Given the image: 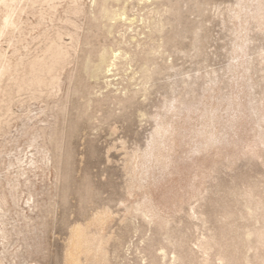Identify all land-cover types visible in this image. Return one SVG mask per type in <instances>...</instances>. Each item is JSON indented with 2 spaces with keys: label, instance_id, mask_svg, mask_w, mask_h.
Here are the masks:
<instances>
[{
  "label": "rangeland",
  "instance_id": "obj_1",
  "mask_svg": "<svg viewBox=\"0 0 264 264\" xmlns=\"http://www.w3.org/2000/svg\"><path fill=\"white\" fill-rule=\"evenodd\" d=\"M6 1L0 264H264V0Z\"/></svg>",
  "mask_w": 264,
  "mask_h": 264
},
{
  "label": "bare ground",
  "instance_id": "obj_2",
  "mask_svg": "<svg viewBox=\"0 0 264 264\" xmlns=\"http://www.w3.org/2000/svg\"><path fill=\"white\" fill-rule=\"evenodd\" d=\"M9 1H12V0H9ZM14 1V0H13ZM19 1H22V0H19ZM29 1H31V0H29ZM44 1V0H43ZM49 1V0H48ZM47 1V2H48ZM64 1V0H63ZM73 1V0H72ZM0 2L2 3L3 2V5H7V3H9V2H7L6 0H0ZM42 2V1H41ZM40 2V3H41ZM5 3V4H4ZM19 3H21V2H19ZM33 3H35V2H33ZM32 2L30 3V4H33ZM45 3V2H44ZM62 4V3H61ZM45 5V4H44ZM57 5V4H56ZM0 6H2V5H0ZM26 6H27V3H26ZM25 6V7H26ZM30 6V5H29ZM32 6V5H31ZM55 6V5H54ZM4 7H6V6H4ZM74 7H75V5H74ZM48 8H50V6L48 7ZM54 8V7H53ZM56 8V7H55ZM54 8V9H55ZM66 8V7H65ZM18 9V8H17ZM19 9H21V7L19 8ZM34 9V8H33ZM44 9V8H43ZM51 10H52V7L50 8ZM9 10V9H8ZM22 10V9H21ZM20 10V11H21ZM25 10V9H24ZM20 11H18V12H20ZM44 11V10H43ZM47 12V11H46ZM49 12V11H48ZM76 12V11H75ZM5 13H6V11H5ZM10 13H12V12H10ZM15 13H17V12H15ZM21 13H22V11H21ZM19 14V13H18ZM54 14V13H53ZM37 15H39V14H37ZM43 15V14H42ZM52 15V14H51ZM12 16V15H11ZM19 16H20V14H19ZM39 16H41V15H39ZM49 16V15H48ZM98 16L99 17H109V13H108V11L105 9V8H101L100 9V11H99V13H98ZM43 17V16H42ZM41 17V18H42ZM45 17V16H44ZM53 17V16H52ZM21 18V17H20ZM48 18V17H47ZM98 18V17H97ZM11 19H14L13 17L11 18ZM19 20H21V19H18V21ZM2 21V20H1ZM10 21H12V20H9V18H8V16H5L4 18H3V23H4V25L5 26H8V25H10L11 26V22ZM23 22V21H22ZM36 23H37V21H36ZM16 24V23H15ZM19 24V23H18ZM38 24V23H37ZM13 25V24H12ZM20 25H21V22H20ZM40 25V24H39ZM10 26H8V27H10ZM29 26V25H28ZM35 26V25H34ZM38 25H36V27H37ZM7 27V28H8ZM11 27H13V26H11ZM1 28V27H0ZM6 28V29H7ZM17 28H19L18 26H17ZM3 29V28H2ZM5 29V30H6ZM13 29V28H12ZM11 29V30H12ZM2 32V31H1ZM0 32V33H1ZM14 32H15V30H14ZM25 32V31H24ZM27 32H28V30H27ZM32 32V31H31ZM11 33V32H10ZM33 33V32H32ZM45 33V32H44ZM43 33V34H44ZM4 34V32L1 34V35H3ZM4 36H6V35H4ZM6 37H8V36H6ZM22 37H24V35L22 36ZM56 37V36H55ZM4 38V37H3ZM32 38V37H31ZM57 38V37H56ZM58 38H59V36H58ZM7 40H8V38H7ZM19 40V39H18ZM25 40V39H24ZM9 41V40H8ZM55 40H53L52 42H54ZM59 41V40H58ZM17 42V41H16ZM26 42V41H25ZM9 43H10V41H9ZM21 43V42H20ZM51 43V42H50ZM55 43V42H54ZM51 44V46L49 47V52H50V54L48 55V57H46V59L45 60H43L42 59V57L40 58V59H42V60H40L39 58H38V56H36V55H34V56H36V58H38V59H35V57L33 58V59H31L32 61H30V62H28L29 64H28V72H27V74L26 75H24V76H22V77H20L21 79V84L22 85H20V86H26V87H29L30 89H33V91H34V89L35 90H37V88H39V87H42V86H45V82H44V80L41 78V74H43L42 72H44V71H47L49 74H50V76H51V78H54V75H53V71H54V69L60 64V62H61V60H62V57H63V54H65V53H63V50L65 49H61L62 47H58V46H56L55 44ZM61 43V42H60ZM15 44V43H14ZM57 44V43H56ZM10 45V44H9ZM24 45V44H23ZM53 45V46H52ZM60 45V44H59ZM14 47V46H13ZM45 48V47H44ZM46 48H47V46H46ZM45 48V49H46ZM14 49V48H13ZM67 49V48H66ZM47 50V49H46ZM1 51V50H0ZM45 51V50H44ZM43 51V52H44ZM65 51V50H64ZM5 52V51H4ZM67 52V51H66ZM3 53V52H2ZM46 53V52H45ZM42 54V53H41ZM68 54V53H67ZM7 55V54H6ZM38 55H40V54H38ZM43 55H44V53H43ZM47 55V54H46ZM1 56V55H0ZM2 56H3V54H2ZM12 56H14V55H12ZM45 56V55H44ZM44 56H43V58H44ZM67 56V55H66ZM4 57V56H3ZM2 57V58H3ZM6 57V56H5ZM1 57H0V59H2ZM4 59V58H3ZM9 59H11V58H9ZM6 60H7V58H6ZM17 60V59H16ZM9 61V60H8ZM13 61V60H12ZM15 61V60H14ZM19 61H20V59H19ZM20 62H22V61H20ZM27 62V61H26ZM7 63V62H6ZM5 63V65L7 66V64L9 63H7L6 64ZM11 63V62H10ZM13 64H14V62H13ZM15 64H18V63H16L15 62ZM22 64V63H21ZM24 64H25V62H24ZM11 65V64H10ZM10 65H8L9 67H10ZM19 65V64H18ZM20 66V65H19ZM23 66H25V65H23ZM112 66V61H109V63H107V55L105 54V53H100V55H99V58H98V62L97 63H95V64H93V65H88V73L92 76V77H96L99 73L101 74V72H108V71H110V67ZM1 67V66H0ZM14 67H17V66H15L14 65ZM1 69V68H0ZM12 69V68H11ZM10 69V70H11ZM17 69V68H16ZM15 69V70H16ZM2 70H3V67H2ZM10 70H8V71H10ZM22 71V70H21ZM3 72H6V71H3ZM13 72V71H12ZM24 72V71H23ZM2 73V72H1ZM0 73V74H1ZM8 74H10L9 72H7ZM6 73V74H7ZM15 73V72H14ZM45 73V72H44ZM2 74H4V73H2ZM19 74V73H18ZM2 77V76H1ZM9 78V77H8ZM10 78H11V76H10ZM14 78H17V76L16 77H14ZM19 78V77H18ZM16 80V79H15ZM20 82H18L19 84H20ZM51 82V81H50ZM49 83V82H48ZM47 83V84H48ZM54 83V82H53ZM16 85H17V83H16ZM51 86V85H50ZM49 86V87H50ZM17 87H18V85H17ZM25 87V88H26ZM3 88V87H2ZM20 88V87H19ZM24 88V89H25ZM44 88V87H43ZM21 89V88H20ZM28 89V88H27ZM4 90V89H3ZM6 90V89H5ZM5 90H4V92H5ZM0 91H1V89H0ZM7 91V90H6ZM32 91V90H31ZM30 91V93H32ZM2 92V91H1ZM37 92H38V90H37ZM4 94V93H3ZM7 94V93H6ZM9 95H10V93H9ZM35 95V94H34ZM2 97V96H1ZM9 100V99H8Z\"/></svg>",
  "mask_w": 264,
  "mask_h": 264
}]
</instances>
